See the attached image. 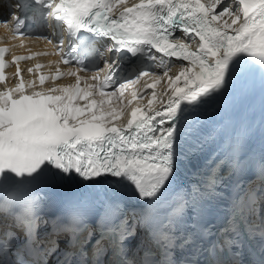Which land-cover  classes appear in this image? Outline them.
I'll use <instances>...</instances> for the list:
<instances>
[{
  "label": "snow or ice",
  "instance_id": "obj_1",
  "mask_svg": "<svg viewBox=\"0 0 264 264\" xmlns=\"http://www.w3.org/2000/svg\"><path fill=\"white\" fill-rule=\"evenodd\" d=\"M4 7L0 28L11 40H43L60 60L55 74L25 81L21 62L34 57L0 36V84L12 66L17 79L0 91V264H245L244 236L264 241V201L257 213L251 193L238 195L214 228V169L179 205L195 227L183 226V212L161 219L158 209L177 178L186 115L251 62L264 66V0H17L23 15ZM26 21L52 36H26ZM64 78L75 83L44 87ZM71 183L105 190L100 224L79 207L45 219L37 200L19 196ZM132 200L139 212L130 215Z\"/></svg>",
  "mask_w": 264,
  "mask_h": 264
},
{
  "label": "bare ground",
  "instance_id": "obj_2",
  "mask_svg": "<svg viewBox=\"0 0 264 264\" xmlns=\"http://www.w3.org/2000/svg\"><path fill=\"white\" fill-rule=\"evenodd\" d=\"M157 71H159V69H157ZM174 73H175V69L173 70V74H174ZM149 91H151V90H149ZM159 91H160V89L157 88V92H159ZM164 99L166 100L167 98L165 97ZM143 103L146 104V103H147V100H144ZM135 104H136V103L134 102L133 106H135Z\"/></svg>",
  "mask_w": 264,
  "mask_h": 264
}]
</instances>
